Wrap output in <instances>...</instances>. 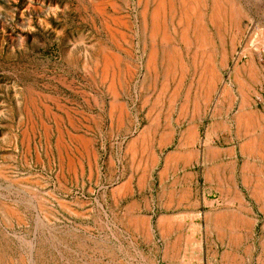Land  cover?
<instances>
[{
  "label": "rangeland",
  "instance_id": "374dc122",
  "mask_svg": "<svg viewBox=\"0 0 264 264\" xmlns=\"http://www.w3.org/2000/svg\"><path fill=\"white\" fill-rule=\"evenodd\" d=\"M236 1L205 95L181 0L154 40L153 0H0V264H264V124L237 122L240 82L264 118V0Z\"/></svg>",
  "mask_w": 264,
  "mask_h": 264
},
{
  "label": "bare ground",
  "instance_id": "6f19581e",
  "mask_svg": "<svg viewBox=\"0 0 264 264\" xmlns=\"http://www.w3.org/2000/svg\"><path fill=\"white\" fill-rule=\"evenodd\" d=\"M153 1H154V7L151 10V12H152L151 18H152L153 26L151 29V35H149V36H151V39L154 40L157 37V30H158L157 29V21L159 20V14L161 13V10L163 9V7L165 5V0H153ZM167 1L169 2L168 11L171 13L172 19H173L174 14H175V13H173L174 4L172 3V0H167ZM181 6H182V11H181V17L179 19V23H184V26L182 25L183 33L181 34V39H182L183 43H185L186 47L192 46L193 43L190 39L189 31H190V27H191V21H193V19L195 18V25L192 28L193 29V37H194L196 43L198 44V48L200 50L201 56L205 59V63H204L205 66L203 67V70H202V77H204V79H203L204 82H202V84L206 86L207 91H206L205 95H209L214 91L216 83L220 82L221 78H220L218 71H220L222 69V66L224 65L223 64L224 62H222V58H224V60H225V57H222V31H221L222 21L223 20L225 21L226 16H227L226 13L229 10V12H230L229 20L231 22V19H232V21L234 23V25H233L234 28L239 30L240 20L242 17L245 16V13L242 10V8L239 6V4L237 3L236 0H211V5L209 6V12H208L207 16H208V21H209L210 25L214 29V34L212 35V33L209 34L203 26L204 16L202 15V13L200 11L197 13L199 6H206L205 0H187V2H185V0H181ZM164 15H165V13H164ZM144 17L146 18V15ZM230 17H231V19H230ZM238 32H240V31H237V33ZM207 33H208V35H207ZM216 40L220 41V43H221L220 46H218V47L215 45ZM258 43L264 44V38L259 40ZM246 51H247V49H246ZM216 53L218 54V61L214 65L213 59H214V56ZM156 54L157 53L155 50L150 53V55H149V63L150 64H153V65L155 64V61L157 58ZM169 58H173V60L175 62L177 60V58L174 57L173 55H172V57H168V59ZM251 67H253V63H252V59H249L247 61V66L245 68L243 67L242 70L237 69L234 71L235 72L234 78H236L234 80H236L237 83H239L241 81V78H240V76L242 75L241 71H243V73L246 75H251L253 73L251 71L252 70ZM183 70H184V68H183ZM233 75H234V73H233ZM240 83H243V82H240ZM240 83L238 84L239 85L238 87H240V89H238V92H239V96H240L241 113H239V115L237 117V122L240 124L246 123L247 126H250L251 129H257V130L262 129L263 124H264V118L262 115H257V114L252 113L250 111V98H249L248 88H246L245 85L244 86L241 85ZM211 132L212 131L208 130V129L206 131L205 138L203 141L204 145H206V146H209V144H211L210 140H209ZM142 139H144V137H142ZM196 140H197V133L193 128L184 137V143L186 145H188V144L193 145L196 142ZM210 147L211 146L206 147V152H205L206 153L205 155L208 159L214 158L216 155V151ZM241 150L246 151L250 155L256 154L259 157H263V154H264V134L259 135V136H254L251 139H249L248 143H246L244 146L241 147ZM132 151L134 152V146L132 148ZM245 167H246V169L244 168V171L247 170V166H245ZM254 194H256V193H254ZM257 195H259V194H256L255 196H257Z\"/></svg>",
  "mask_w": 264,
  "mask_h": 264
},
{
  "label": "crops",
  "instance_id": "0c3cea01",
  "mask_svg": "<svg viewBox=\"0 0 264 264\" xmlns=\"http://www.w3.org/2000/svg\"><path fill=\"white\" fill-rule=\"evenodd\" d=\"M252 165H253V164H252ZM230 166H231V165H230ZM254 166H255V165H254ZM255 170H258V169H257V166H256ZM222 172H223V170H222ZM230 177H231V176H230ZM252 178H259V177L257 176V174H254V175L252 176ZM259 179L264 180L263 177H261V178H259ZM221 180H222V179H221ZM223 180H224V179H223ZM225 180H226V179H225ZM225 180H224V181H225ZM233 191H235V190H233ZM240 195H241V194H240ZM221 196L224 198V196H223L222 193H221ZM235 196H237V195H235ZM235 196H234V197H235ZM211 234H213V235L215 236V238H214L215 241H213V243H214V244L219 243V245H221V238H220V237H217L215 233H212V232H211ZM218 264H221V255L219 256Z\"/></svg>",
  "mask_w": 264,
  "mask_h": 264
}]
</instances>
